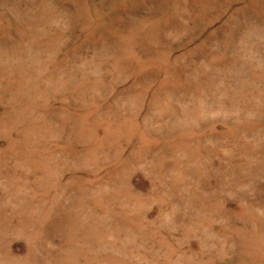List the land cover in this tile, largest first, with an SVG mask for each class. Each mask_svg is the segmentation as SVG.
<instances>
[{"label": "rangeland", "instance_id": "rangeland-1", "mask_svg": "<svg viewBox=\"0 0 264 264\" xmlns=\"http://www.w3.org/2000/svg\"><path fill=\"white\" fill-rule=\"evenodd\" d=\"M0 264H264V0H0Z\"/></svg>", "mask_w": 264, "mask_h": 264}]
</instances>
